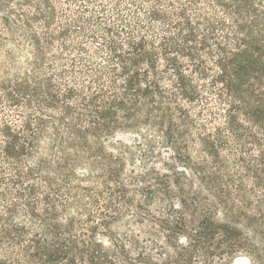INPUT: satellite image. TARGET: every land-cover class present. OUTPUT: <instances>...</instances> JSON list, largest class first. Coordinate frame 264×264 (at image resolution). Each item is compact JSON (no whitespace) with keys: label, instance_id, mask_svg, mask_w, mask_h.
Segmentation results:
<instances>
[{"label":"rangeland","instance_id":"1","mask_svg":"<svg viewBox=\"0 0 264 264\" xmlns=\"http://www.w3.org/2000/svg\"><path fill=\"white\" fill-rule=\"evenodd\" d=\"M0 264H264V0H0Z\"/></svg>","mask_w":264,"mask_h":264},{"label":"trees","instance_id":"2","mask_svg":"<svg viewBox=\"0 0 264 264\" xmlns=\"http://www.w3.org/2000/svg\"><path fill=\"white\" fill-rule=\"evenodd\" d=\"M222 63V62H221ZM220 64V63H219ZM224 73V72H223ZM217 80H220V83H226L225 81H224V79H223V77L221 78V77H218L217 79H216V82H218ZM227 86H228V88H229V85L227 84ZM232 94H237L235 91H234V89H232ZM231 96V95H230ZM234 98H237V97H234ZM231 100V98L229 97V98H226V101L227 102H229ZM235 109H239L238 107H236V108H234V110L232 111V112H238L237 110H235ZM231 112V113H232ZM233 114H230V116H232ZM43 252V250L42 251H40L39 253H42ZM32 258H34L35 260L37 259V257H35L34 255H32L31 256Z\"/></svg>","mask_w":264,"mask_h":264}]
</instances>
